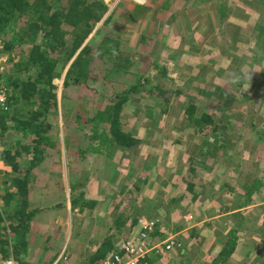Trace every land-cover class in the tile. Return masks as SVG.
Masks as SVG:
<instances>
[{"label":"rangeland","instance_id":"rangeland-1","mask_svg":"<svg viewBox=\"0 0 264 264\" xmlns=\"http://www.w3.org/2000/svg\"><path fill=\"white\" fill-rule=\"evenodd\" d=\"M176 1L185 4L173 11L164 6V1L161 6L157 0L104 1L108 12L82 48L87 44L96 47L103 35L116 38L121 50L124 48L132 57L133 68L129 73L107 77L106 62L96 58L92 63L94 79L90 80L89 87L63 90L65 71L70 64L62 71L60 79L54 80L57 98L62 99L64 92L65 101L62 104L61 100V116L51 121L57 126L49 132L53 144L46 150L50 156L47 165H50L31 174V186L37 188L35 199H38V189L44 186L47 189L41 194L45 200L42 197L39 204L49 206L32 221L37 226L29 246L32 261L35 262L42 246L51 244L52 239L47 243V236L59 238L60 234L61 239L64 232L71 231L72 214L65 209H50L53 205L68 206L80 188L89 191L85 198L89 193L105 195L99 192V187L103 186H96L92 193L91 178L99 182L97 178L114 177L121 186H133L136 181L148 180L158 170L163 178L159 183L171 179V173H177L176 183L170 186H176L178 194L179 190L185 191V186H208L207 199L211 195L216 197L207 202L206 209L186 206L190 204L187 199L181 205L167 202L165 209H155L157 214L161 213V220L153 241L174 237L182 246L180 251L173 250L159 258L153 256L159 259L156 264H212L231 229L236 233L237 246L228 264H264V0H173ZM206 1L213 2L210 4L216 6L219 13L224 12L220 22H214L215 9L210 12L212 21H204L208 11L196 7H206ZM108 17L110 22L105 24ZM5 60L3 58L0 64L9 66ZM13 60L17 61L18 57ZM154 64L165 69L164 74L152 69ZM142 70L146 71L148 88L159 87L167 92V108L163 109L161 100L148 94L131 95L122 107L120 118L123 131L136 136L138 150H129L128 158H124L118 148L112 146L107 157L94 155L93 150L99 144L94 135L100 137L106 126L91 120L96 112L109 113L112 95L125 92ZM189 106L195 109L192 121L187 117ZM202 115L210 117L213 125L196 127L194 118ZM61 120L62 126L58 125ZM213 127L217 128L216 133L212 132ZM63 155H67L68 162L74 160L72 170L77 178L72 177L71 172L68 176L66 170L62 173L59 170L56 158L60 162ZM184 155L211 157L216 167L211 164L199 167L192 162V169L198 175L184 174ZM162 160L166 164L161 166ZM109 162L117 165L105 167L104 171L102 166ZM128 162L130 168L124 167ZM95 166H100L98 173ZM202 174H207L205 181L201 180ZM73 181L79 186L70 190ZM255 181L260 183L256 185ZM243 186H261L251 197L256 207L225 215L217 219L221 220L219 224L215 221L214 225L198 226L194 234L187 229L189 225L183 219L187 213L206 218L216 213L210 210L212 206L217 208L216 203H223L226 211L242 207L249 198ZM146 196L144 194L145 200ZM164 196L158 199L169 201L172 193L166 192ZM225 224L228 227L224 231ZM134 232L136 230L130 231L133 235Z\"/></svg>","mask_w":264,"mask_h":264},{"label":"trees","instance_id":"trees-1","mask_svg":"<svg viewBox=\"0 0 264 264\" xmlns=\"http://www.w3.org/2000/svg\"><path fill=\"white\" fill-rule=\"evenodd\" d=\"M107 12L108 7L103 0H0V57H7L6 62L9 63V71L0 75L9 91L8 102L1 116L0 139H4L12 129L18 130L22 139V143L15 142L11 149L4 141L1 145L0 161L12 172L0 186L1 260L11 255L17 264H30L26 260L28 236L31 223L38 213V210L30 209L29 194L33 189L30 186V173L37 165L33 164L34 161H39L43 145H52L45 135L54 127L50 120L57 117V87L54 80L60 79L62 71L70 64L65 71L63 90L89 87L90 80L94 79L92 63L96 58L106 62L109 71L107 77L129 73L133 68L132 57L124 48L121 50L116 38L103 35L96 47L87 44L82 48ZM223 13L220 11V17H224ZM108 22L109 17L104 23ZM16 56L18 60L14 61ZM152 69L161 74L165 72L155 64ZM145 72H138L134 83L125 92L112 95L109 113L99 111L94 115L91 122L106 126L100 137H93L100 140L95 151H100L102 146L109 150L112 146L128 149L136 145L137 141L122 131L120 120L122 107L131 95L145 92L160 99L163 109L167 108V92L159 87L148 88ZM64 101L63 92L62 103ZM187 113L192 121L194 107L189 106ZM194 123L198 128L204 124L213 125L206 115L194 118ZM216 129L213 127L212 132L216 133ZM28 155L34 157V160L29 159L32 168L22 169L20 160ZM259 183L255 181L256 185ZM260 187H242L249 197L247 203L252 202L253 192L257 193ZM83 195L80 191L77 199L82 201ZM57 207L59 205L55 209ZM235 235V231L229 230L225 245L212 264H228L237 246ZM149 262L154 264L153 260Z\"/></svg>","mask_w":264,"mask_h":264},{"label":"crops","instance_id":"crops-1","mask_svg":"<svg viewBox=\"0 0 264 264\" xmlns=\"http://www.w3.org/2000/svg\"><path fill=\"white\" fill-rule=\"evenodd\" d=\"M104 1H106V0H104ZM157 1H158V5L160 4V6H161V4H163L162 1H164V6H166V8H168L169 11L180 10V7H182L185 4L184 3L182 5L181 2H177V1L174 3L173 0L172 1L171 0L170 1L157 0ZM205 3L208 4V5H206V7H202V6L196 7V8H204L206 11H208V16L205 15V18L203 17L204 21H207V22L209 20L212 21V16H211L210 12L213 13V11L215 9L216 14L214 13L215 14L214 15V22L215 23L220 22V20H221L220 13L218 12V10H216V8H215L216 6H212L210 4L213 2L207 3V1H206ZM209 16H210V19H209ZM203 27H205V23H204ZM216 30H219L218 26L216 27ZM3 58L6 59L7 57H5V56L0 57V62L3 60ZM8 71H9L8 65L3 66L0 64V75L5 74ZM0 83L6 89L4 81H3V77H2V79H0ZM6 92H7V95H9V91L7 89H6ZM142 93H145V92H142ZM145 94H147V93H145ZM61 100H62L61 98L60 99L57 98V116H61V114H62V110H63L62 104L63 103L61 104ZM7 102H8V100H7ZM60 112H61V114H60ZM120 120H121V118H120ZM51 121L52 120H50V122ZM51 124H53V126H57V125H54L53 122H51ZM58 125L62 126L63 120H61L60 124H58ZM122 131H123V129H122ZM123 132L128 134L129 136H131L132 139H135L137 141V143L134 147H130L128 149L127 148H121V149L118 148V151H119L118 153H122V155H124L123 157L125 158L127 156L126 153H128L129 150L132 151L133 149H136V148L138 150V147L140 145H139V142H138L136 136H133L132 134H129L125 131H123ZM0 133H1V123H0ZM45 137L49 138V133H47L45 135ZM21 140H22L21 135L19 134L18 130L12 129L4 139H0V154L3 150L2 146H1L3 141L7 144L8 149H11L13 147V145L15 144V142L21 141ZM50 141H52V140H50ZM21 143H22V141H21ZM50 146L53 147V144ZM47 147H48V145H43V152L39 156V161H36V162L34 161L33 164L34 165L37 164V165L34 166V168L31 170L30 176H31V174H34L37 170H42V168H44L45 166L50 165V163L47 165V163H48L47 158H50L48 152H46ZM102 147L100 148V151H95V149H94L93 150L94 155L99 156V157H103V156L107 157L108 156V150L105 151V148L102 150ZM109 150L111 151L112 148ZM70 154L73 156L75 153L71 151ZM110 154L111 153H109V155ZM135 154H137V153H135ZM63 157L64 158H60L61 159L60 162H59V159H57L58 157L56 158L57 165H59V168H61L63 171L61 169H59V170L61 171V173L64 172V170H66V173L68 176L70 175L69 172L72 173L71 174L72 177L75 176V174L72 170L74 168V160H71V162H68L69 159H68L67 155H63ZM77 157H79V155ZM31 158H33V160H34V157H32L31 155H28L27 158L24 157L23 159H21L20 160V167L22 169H27V168L30 169V167L32 168V163L30 162ZM126 158H128V157H126ZM98 159H100V158H98ZM182 159L184 161L183 169L186 170V172L184 174H186V173L191 174L192 172H193V174L194 173L196 174L195 170L192 169V166H191L192 162L198 163L199 167L202 166V164L206 165L207 167H209L210 164L213 165L211 167H216L214 165L215 159L212 160L211 157L208 158V157H202L201 156V157L195 158V157L184 155V157ZM196 160H198L199 162ZM119 161H121V159L118 158V162ZM99 162L102 163L103 161H99ZM101 163H99V164H101ZM119 163H118V166L120 167L121 162H119ZM129 163L130 162H128L127 165L125 163L124 167L130 168ZM164 164H166L165 160H162L161 166ZM106 165H108V166H106ZM116 165L117 164H115V163L112 165L109 162L107 164L105 163L104 166H102V167H103V170L105 171V167L110 168V167H114ZM96 167L97 166H95V171H96V173H98L97 170L100 169L99 168L100 166H98L97 168ZM57 172H59V171H57ZM115 173H117V172H115ZM11 174H12L11 169L9 167L5 166L2 161H0V186H3L2 185L3 181H5L6 177H9V175H11ZM139 175H141V174H139ZM197 175L198 174H196V176ZM169 176L171 177V179L168 178V180H166V182L159 183V181H162L163 178L161 177L160 172H158V170H157L155 172V175H153L151 178H149L148 180L145 179V181H141V182L136 181L133 186H124V185L121 186L120 185L121 182L120 181L118 182V179L115 182L114 177L110 178V179L108 177H106L105 179H103L101 177H100L101 179L97 178V180L99 182H97L95 180L96 178H91L90 180L92 183L90 186H93L92 193L96 191L95 190L96 186H103V188L99 187V192H103V194H105V195H100V196L98 194L90 195V193H89L88 198L87 197L85 198V195H87L89 191L84 190V189L82 190L80 188V189H78V193L80 191H82L84 193V195L82 196V201H79L77 199L78 198L77 197L78 194H77V196H75L74 199L69 201L68 206L64 203L59 204V207H57L58 209H60V210L65 209V211H67V213H70L73 216V218H71V231L68 233L64 232L66 235L64 234V236H62L61 239H63V240L60 239L61 236H60V234H58L59 233L58 229H57V232H58L57 234H58L59 238L47 236V239H48V240L46 239L47 243L51 239H52V242H51V244H45L44 247L42 246L41 252L39 253L35 262L30 259V251H29L30 247L29 246H31V244H30L31 243V234L34 233L37 226H36V224L33 225L31 223L32 224L31 225V232H30V235L28 236V256L26 257L27 262L28 263L30 262V264H100L111 252H114V250L117 247V243L121 239H126L127 237H129L131 235L130 231L132 232L133 230H136V232H137V230H138L137 224H138L139 220H141V219L157 220L158 221V228H157L156 232L158 233V229L160 227V220H161L160 215H161V213H160V215L157 214V212H156L157 210H155V209H158V208H159V210L165 209L166 204H168L169 202H173L175 204L181 205L182 204L181 202L183 200L185 201L186 199L190 203V204H186V206L195 205L196 207L198 206L200 208L206 209L207 208V202L216 197V195H211L207 199L208 186H201L202 188H200V186H185V191H184L185 195H184V192H181V190H179V194L181 193L179 195L178 193L175 192L174 188L176 186L175 187L170 186V184L176 183L175 177L177 176V173L176 174L171 173V175H169ZM206 176H207V174H206ZM206 176L202 174L201 180L205 181ZM75 177L77 178V175ZM31 179H32V176H31ZM31 179H30V186H31ZM113 180H114V182H113ZM144 183H145V185L141 186ZM167 184L169 186H166ZM116 185H120V186H116ZM68 186H70V185H68ZM73 186H79L78 182L73 181L71 183V188H69V189L73 190V188H74ZM34 187L35 186L32 187L33 189H31V192L29 194L30 209L38 210V213L36 216H41L43 209L44 208L47 209L49 207V206L43 207L42 204H39V202H40L39 200H42V197H43V194H41V191H44L47 188H44V186H43V187H40L38 189L39 190L38 196H36V198H38V199L36 200L35 194L37 192H35V189L37 190V188H34ZM170 188H172V192L170 191ZM166 192L168 195L170 193H172V197H170L169 201L168 200H159V199H162L163 195L166 196ZM217 193H219V192H217ZM144 194L147 195L146 196L147 200H145ZM44 200L45 199L43 197V201ZM215 200H218V197ZM81 205H83V209H81ZM216 205H217L216 206L217 208H215V206H212L210 209V210H215L216 213H210V215L207 216L206 218L205 217L196 218V217H194L188 213H187V216H185L186 215L185 214L183 216V219H184L185 223L187 225H189L187 227V229H189L191 231V233L194 234L195 233L194 229L198 226H202V225L204 226L205 223H206V225L209 226V225L215 223V221L218 222L217 224H219L221 222V220H217V219H221L225 215H230V214L232 215L235 212L236 213H239V212L242 213L248 207L249 208L256 207V204H254V200L251 203L246 202L242 207H239V209H238V207L236 209H230L229 208L228 211H226L227 209H224V207L222 206L223 203L222 204L216 203ZM56 206H58V205L55 204L50 209L54 210ZM53 215H55L54 212H53ZM238 215H241V214H238ZM39 218H41V217H39ZM232 219H233V221L235 220V218H232ZM41 220H42V218L39 220V222ZM76 224H77V226L74 227V225H76ZM226 227H228V225L225 224L224 228H223L224 231H225ZM223 230H221V231L223 232ZM136 232H134V233H136ZM228 232H229V230H228ZM228 232H227V234H228ZM54 245H56V246H54ZM8 258L13 259V257L11 255ZM64 258H67V260L64 261L63 260ZM149 260H153V263L156 264L158 262L157 260H159V259H154L153 256H151L150 258H148V261ZM14 262H15V260H14ZM15 264H17V263L15 262Z\"/></svg>","mask_w":264,"mask_h":264},{"label":"built area","instance_id":"built-area-1","mask_svg":"<svg viewBox=\"0 0 264 264\" xmlns=\"http://www.w3.org/2000/svg\"><path fill=\"white\" fill-rule=\"evenodd\" d=\"M7 100L6 89L0 83V123ZM137 227V232L120 240L114 252H111L100 264H150L148 258L151 256H161L182 247L174 237H167L158 242L153 241V235L158 228L157 220L141 219ZM63 260L66 261L67 258ZM0 264H15V262L11 258L5 260L0 258Z\"/></svg>","mask_w":264,"mask_h":264}]
</instances>
